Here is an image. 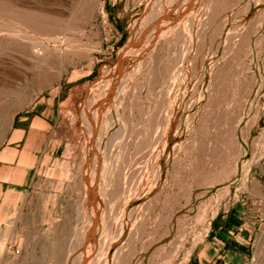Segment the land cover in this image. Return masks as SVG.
I'll use <instances>...</instances> for the list:
<instances>
[{"label":"rangeland","instance_id":"1","mask_svg":"<svg viewBox=\"0 0 264 264\" xmlns=\"http://www.w3.org/2000/svg\"><path fill=\"white\" fill-rule=\"evenodd\" d=\"M157 1L0 0V117L14 116L0 128V156L11 160L0 159V264L78 261L92 211L89 116L127 45L134 50L95 139L106 189L92 264H225L228 244L218 257L213 242L231 230L245 258L228 264H262L264 0H204L193 24H170L135 59L142 25L167 11L161 1L153 13ZM18 14L44 19L74 58L44 63L39 79V63L5 52L6 38L40 39Z\"/></svg>","mask_w":264,"mask_h":264},{"label":"bare ground","instance_id":"2","mask_svg":"<svg viewBox=\"0 0 264 264\" xmlns=\"http://www.w3.org/2000/svg\"><path fill=\"white\" fill-rule=\"evenodd\" d=\"M161 1L165 4L164 6L167 8V11H165L164 15H162L161 17L156 15L157 17H155L154 21H152L151 23H146L145 25H142L143 30L142 29L141 30H142L143 36L141 38L139 36L137 41H136V42H141V44H140V49H138V51H135V55H134L135 59L137 57L143 55L146 48H148L150 46H154L155 43H157V41L163 36L164 33H166L167 31H170L171 28H173V25H170V24L182 22V24L184 23L185 28L187 25L186 24L187 21H189L188 25L193 24V20L195 19L194 17H197V15L195 14V11H196L195 8H197V6L199 4L203 3L204 0H168V1L167 0H158L157 1L158 3L153 4V6L151 8L153 13H155V11L159 10V6L162 4ZM87 7H89V6H87ZM93 11H94V7H89L87 10V14L91 15L93 13ZM15 18L18 19L19 22L22 23L23 25H25L26 27L34 28V32H37L38 35H40V39L36 40V39L31 38L30 36H27V35H19L20 38H14V37L6 38L4 41H2L3 44L5 45V52L10 51V50L15 51L22 58L26 57L25 59H27L28 60L27 62H29L31 65L34 63H39L38 64L39 69H36V70H38L37 73H38L39 79L40 78L43 79L42 77L44 75V72H43L44 71V69H43L44 63L46 64V62H50V63L53 62L55 64L56 63L57 64H61V63L63 64V63H67L68 61H70L71 59L74 58L73 57L74 53L72 52V50L70 51L68 49L65 39H58V38L49 37L53 32L51 33V30H48L47 22L44 19L33 17L31 15H26V14H18L15 16ZM129 44H131V43H129ZM131 49L134 50V48H132V46L127 45L125 50H123V52L121 53V55L117 61V69H118L117 79H115V81L111 84V87L109 88L107 95L99 100L98 107L96 109H94V111L92 112V117L89 116L92 123H91V126L89 127V145H88V149H87L88 155H87L86 165H85V169H84V174L87 177L86 189L89 192L88 201L92 207V211H91V218H90L89 224H88L89 225L88 226V232L85 235V239H84V242L82 245L83 246V252L80 253L81 255L78 256L79 257L78 261L75 264H92L93 262H95V261H93V259L95 258L94 250L96 249L97 246L102 245V244L100 245V239H99V241L96 240L97 239L96 233L98 232V230L100 228V222H101V221L100 222H98V221L101 219L104 220L103 219V211L100 210V208L97 204L99 202L98 199L100 198L99 195L104 196L103 192L106 189L105 185H104L105 183L103 184V180H102L104 168L106 165V158H105V156L102 155L103 152L101 153L99 145L95 144V139H97V137H98L97 134H99L98 131H100V129H101V121H102L103 115H105L106 108H107L108 104L113 100L115 93L118 91V89H119V87L123 81L124 71L126 70L125 64L128 63L127 62V53L128 52L131 53ZM133 53H134V51H133ZM131 55H132V53H131ZM31 67H35V66H31ZM35 68H37V67H35ZM35 68H32V69H35ZM115 68H116V66H115ZM32 71L34 72V70H32ZM38 77H37V79H38ZM95 85H96V83L92 84V86L89 88V90H93ZM10 106H11V104H10ZM87 107L89 108L90 105L87 104L85 106L86 112H87ZM4 112L5 111H3V114H5ZM9 112H10V108H9ZM3 114L0 117V128L7 130V128L12 124L14 116H12V117L7 116L5 119ZM9 116H11V114ZM1 131L2 132H0V138L4 134L3 133L4 131L3 130H1ZM20 137H21L20 133H15L13 138H10L9 141L17 140ZM163 148H164L163 149L164 151L167 150V144L166 143H165ZM0 159H2V160L6 159V161L7 160L11 161L9 158L4 157V156H0ZM91 160H93V162H92L93 163L92 165L94 167L93 172L90 171V170H92V169H90V167L92 166V165H90ZM5 166L3 167V169H5ZM0 170H1V166H0ZM1 187H2V185L0 184V194L2 192ZM101 199H105V198L103 197ZM0 204H2V202ZM4 208H5V204L0 205V220L2 218ZM104 222H105V220H104ZM103 235H105V234H103ZM91 241L96 246L94 249H93L94 245L93 244L90 245ZM101 247H99V248L101 249ZM103 249H101V250H103ZM18 252L20 253V249L18 250ZM98 252L102 253V252H100V250ZM98 252H96L97 255H99ZM14 253L16 255L19 254V253L17 254L16 251H14ZM101 257H103V255ZM96 258L98 259V256ZM261 263L264 264V259Z\"/></svg>","mask_w":264,"mask_h":264},{"label":"crops","instance_id":"3","mask_svg":"<svg viewBox=\"0 0 264 264\" xmlns=\"http://www.w3.org/2000/svg\"><path fill=\"white\" fill-rule=\"evenodd\" d=\"M220 228V227H218ZM226 230V229H225ZM223 230V231H225ZM241 230V228L239 229ZM232 232V233H231ZM231 232H226L227 236L225 240H220V239H215V241L213 242L214 245H216V247L214 248L215 254H218L217 256L220 257L219 255V251L222 249V245H224L225 243L228 244V247L226 249H222V253H223V257L226 259L225 260V264H228L231 259H235V260H243L245 258V255L238 250V245L242 244L243 237L240 235V233H233V230H231ZM231 233V235H230Z\"/></svg>","mask_w":264,"mask_h":264},{"label":"built area","instance_id":"4","mask_svg":"<svg viewBox=\"0 0 264 264\" xmlns=\"http://www.w3.org/2000/svg\"><path fill=\"white\" fill-rule=\"evenodd\" d=\"M18 250H19V248H16V249H15V251L17 252V254L19 253Z\"/></svg>","mask_w":264,"mask_h":264}]
</instances>
